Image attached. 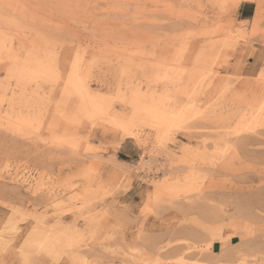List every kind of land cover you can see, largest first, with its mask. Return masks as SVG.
<instances>
[{"label": "rangeland", "instance_id": "1", "mask_svg": "<svg viewBox=\"0 0 264 264\" xmlns=\"http://www.w3.org/2000/svg\"><path fill=\"white\" fill-rule=\"evenodd\" d=\"M0 32V264H264V0H0Z\"/></svg>", "mask_w": 264, "mask_h": 264}, {"label": "bare ground", "instance_id": "2", "mask_svg": "<svg viewBox=\"0 0 264 264\" xmlns=\"http://www.w3.org/2000/svg\"><path fill=\"white\" fill-rule=\"evenodd\" d=\"M244 1H251V0H244ZM260 6V2H258L257 3V9H256V11H258V7ZM1 33V32H0ZM5 37V36H4ZM1 39H3V38H1ZM9 41V40H8ZM11 41V40H10ZM3 42V41H2ZM4 44V43H3ZM46 44V43H45ZM26 45V44H25ZM4 46H5V44H4ZM12 46V45H11ZM23 46H24V44H23ZM44 46V45H43ZM43 46H41V47H43ZM48 46H49V44H48ZM2 48V47H1ZM31 48V47H30ZM33 48V47H32ZM44 48V47H43ZM45 48H47V47H45ZM5 50V49H4ZM6 51V50H5ZM8 51V50H7ZM32 51H33V49H32ZM12 59H13V57H12ZM28 60V59H27ZM12 61V60H11ZM31 61V60H30ZM24 62V61H23ZM25 62H27V61H25ZM22 63V62H21ZM28 63V62H27ZM20 64V67H21V65H22V71H24V69L26 70L27 69V66H28V64ZM35 63V62H34ZM18 64V65H19ZM29 64H30V62H29ZM81 64V63H80ZM31 65V64H30ZM16 67V66H15ZM32 67H33V65H32ZM41 67H42V65H41ZM17 68H19V67H17ZM29 68H30V66H29ZM38 68V67H37ZM80 68V67H79ZM31 69V68H30ZM30 69H29V71H30ZM38 70V69H37ZM33 71V70H32ZM73 72V71H72ZM31 73H33V72H31ZM29 74L28 75V77L30 76V75H32V74ZM42 73V72H41ZM70 73H71V71H70ZM68 76H69V74H67ZM33 76V75H32ZM32 76H31V78H32ZM48 76V75H47ZM71 76V75H70ZM34 77V76H33ZM51 77V76H50ZM25 78V77H24ZM27 78V77H26ZM30 78V77H29ZM30 78V80H34V79H31ZM30 80H28V81H30ZM72 79L71 78H68L67 79V82L69 83V84H71L70 83V81H71ZM9 83V82H8ZM68 84V85H69ZM84 84V83H83ZM6 85H9V84H6ZM67 85V84H66ZM8 87V86H7ZM10 88V87H9ZM4 89H6V88H4ZM79 89V88H78ZM7 90V89H6ZM22 90V89H21ZM86 91V90H85ZM86 99H85V101H83L82 103H83V105H84V103H87V101H88V103L87 104H94V102H96V103H99L100 104V107H101V110H106L107 108H105V105L103 104V102H105L103 99H105V98H102L101 99V97H92V94H91V92L87 89V91H86ZM82 96V95H81ZM81 96H79V97H81ZM84 96V95H83ZM97 96H99V95H97ZM83 99H84V97H83ZM120 99V98H119ZM81 101V100H80ZM122 101V100H121ZM5 102V101H4ZM91 102V103H90ZM20 103V102H19ZM79 105H81V104H79ZM108 107V106H107ZM144 111H146V109H145V106L144 105H142L139 109H137V113H139V112H144ZM148 112V114H149V117L151 118H153V119H155L156 121H158L159 122V124H164V123H166V125L168 126V125H172V123H173V125H175V121H173L172 123H171V121H170V123L171 124H167V122H169V118H168V115L170 116V114H167V113H165V112H158V111H156V109H151V110H149V111H147ZM146 112V113H147ZM147 114V115H148ZM165 114H167V116L165 115ZM243 114H245V113H243ZM123 115V116H122ZM26 116V115H25ZM126 115L125 114H119V113H112L111 115H110V123L112 124V125H114V126H118V127H121V128H126V126H128V124H129V122H130V120H132V118H133V116L131 115V116H129V118H125V119H123V117H125ZM134 116H136V115H134ZM175 116V115H174ZM35 118V117H34ZM168 118V119H167ZM171 119V118H170ZM7 120V119H6ZM15 121V120H14ZM6 123V122H5ZM12 123V122H11ZM16 123V122H15ZM15 123H14V125H15ZM22 124V123H21ZM6 126H7V124H5ZM13 125V124H12ZM24 126V125H23ZM247 126V125H246ZM170 127H172V126H170ZM10 128V127H9ZM120 128V129H121ZM168 128V127H167ZM117 129V128H116ZM10 130V129H9ZM12 130V129H11ZM10 130V131H11ZM14 130V129H13ZM12 130V131H13ZM118 130V129H117ZM12 131H11V133H12ZM21 131V130H20ZM9 132V131H8ZM16 133V132H15ZM14 134V133H13ZM247 140V139H246ZM248 141V140H247ZM253 141V140H252ZM250 142V141H249ZM186 153V152H185ZM228 206V205H227ZM220 212V211H219ZM239 212V211H238ZM242 212V211H241ZM258 212V211H257ZM233 213H235V212H233ZM232 213V214H233ZM227 214H228V212H227ZM238 215V214H237ZM225 216H229V215H225ZM223 217H224V214H223ZM230 219V218H229ZM240 220V219H239ZM218 221V220H217ZM220 221V220H219ZM247 221V220H246ZM252 222V221H251ZM263 222V221H262ZM261 222V223H262ZM217 224V223H216ZM223 227V226H222ZM216 229H217V227H216ZM244 229V228H243ZM217 231V230H216ZM219 231V230H218ZM243 231V230H242ZM247 231V230H246ZM263 233V232H262ZM247 237V236H246ZM249 237V236H248ZM208 238V237H207ZM243 238V237H242ZM260 238V237H259ZM262 238V237H261ZM199 241H201V240H199ZM211 242V241H210ZM239 244V243H238ZM237 244V245H238ZM241 244V243H240ZM243 244V243H242ZM241 244V245H242ZM246 245V244H245ZM238 248V247H237ZM240 248V247H239ZM245 248V247H244ZM253 248V247H252ZM257 248H259V247H257ZM243 249V248H242ZM246 249V248H245ZM255 249V248H254ZM256 250V249H255ZM238 251H239V249H238ZM238 251H236V250H232L231 248L230 249H221L219 252H217L215 255H216V257L217 258H214V259H212V260H206V261H208V262H205V263H203V264H246L245 262H243V261H241V254L238 252ZM245 251V250H244ZM258 251V250H257ZM250 251L248 250V252L247 253H249ZM183 253V252H182ZM191 253V252H190ZM253 253V252H252ZM251 253V254H252ZM264 253V252H263ZM201 254V253H200ZM210 254V253H209ZM250 254V253H249ZM191 255V254H190ZM211 255L212 256H214L212 253H211ZM185 263H186V260H185ZM248 263V262H247ZM199 264H201V263H199ZM255 264V263H254Z\"/></svg>", "mask_w": 264, "mask_h": 264}, {"label": "crops", "instance_id": "3", "mask_svg": "<svg viewBox=\"0 0 264 264\" xmlns=\"http://www.w3.org/2000/svg\"><path fill=\"white\" fill-rule=\"evenodd\" d=\"M236 15L238 22L250 23L253 21L255 16V7L251 3H243L238 6ZM246 54V57L242 59L243 66L240 72L244 76H252L259 69L258 62L264 58V52L256 45H254L253 48H250ZM115 161L117 163L120 162L117 159H115ZM229 244H233L232 239L229 240ZM221 247V243L215 242L212 245V251L218 252L221 250Z\"/></svg>", "mask_w": 264, "mask_h": 264}]
</instances>
